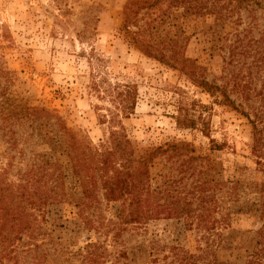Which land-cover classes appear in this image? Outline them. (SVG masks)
Here are the masks:
<instances>
[{
  "label": "rangeland",
  "instance_id": "obj_1",
  "mask_svg": "<svg viewBox=\"0 0 264 264\" xmlns=\"http://www.w3.org/2000/svg\"><path fill=\"white\" fill-rule=\"evenodd\" d=\"M111 127L155 152L117 199L69 152L97 165ZM0 264H264V0H0Z\"/></svg>",
  "mask_w": 264,
  "mask_h": 264
},
{
  "label": "trees",
  "instance_id": "obj_2",
  "mask_svg": "<svg viewBox=\"0 0 264 264\" xmlns=\"http://www.w3.org/2000/svg\"><path fill=\"white\" fill-rule=\"evenodd\" d=\"M180 1L182 3L185 2V0ZM193 79L199 86H202L204 89L210 91L214 95H217V91H220V94L223 96L222 102L228 103L234 108H238L235 102L229 97L227 92L221 86L212 84L204 78L194 76ZM107 92H110L109 94L111 101L118 109L117 114L113 113V110L110 111L112 115L110 116L109 121L115 122L118 114H121L123 117H129L135 112L138 97L137 84L120 82L113 84L111 83V87ZM262 119L263 116L259 113H256L255 118L252 120L254 128L253 149L256 154L259 152L258 147L263 139V131L259 127V123L262 121ZM200 122L205 124V127L202 126L201 130L203 132H207V126L203 118L201 121H199L194 115L184 112L183 108L180 109V113L177 115V125L181 128H195L201 124ZM122 136L123 134L120 131H117V129L111 127L110 135L102 145L103 149L96 150L97 155H99V159L97 165L95 166L91 165V163L87 161L90 154L83 152V147H85L84 144H79L73 140H70L69 142L70 156L75 160L74 166L77 171L81 173L82 170H85L86 173L91 176L92 170L98 169L101 171L103 177V186L109 199H117L120 196H124V192H127L126 190L131 192L129 191V188L132 186H137L143 180V172L144 170H148V164L153 159L155 154V152H150L148 157H140L139 159L126 157V151L124 148H122V144L120 142ZM118 159H121V161H117ZM85 181L84 183L88 184L90 187L89 180L86 179ZM26 192L27 191H25L24 187L22 194L24 195ZM86 193L90 195L91 190L87 189ZM129 205V215L140 214V211L138 210L139 208L137 209L132 204Z\"/></svg>",
  "mask_w": 264,
  "mask_h": 264
}]
</instances>
